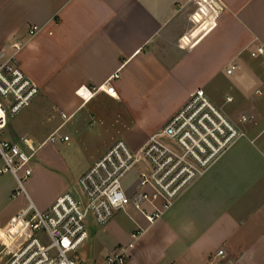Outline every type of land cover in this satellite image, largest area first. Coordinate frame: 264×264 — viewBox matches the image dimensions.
Returning a JSON list of instances; mask_svg holds the SVG:
<instances>
[{"label":"crops","instance_id":"0c3cea01","mask_svg":"<svg viewBox=\"0 0 264 264\" xmlns=\"http://www.w3.org/2000/svg\"><path fill=\"white\" fill-rule=\"evenodd\" d=\"M206 2L196 23V0H0V56L21 44L19 63L40 86L4 135L35 140L39 160L28 193L42 210L78 189L81 175L117 140L140 148L197 89L239 110V118L227 116L244 134L153 221L130 206L93 232L100 224L90 217L80 252L87 263L125 248V264H209L225 248L233 264H264V58L251 54L264 44V0H215L216 15ZM33 25L42 28L30 36ZM81 87L93 95L83 97ZM243 114L254 118L240 127ZM56 131L69 139L53 142L77 140L73 148L82 152L81 140H102L92 142L95 151L76 180L54 171L67 168L58 149H43ZM118 132L124 137L109 142ZM140 168L124 179L130 192L139 186ZM17 187L11 172H1L0 229L29 204L27 195H13ZM94 243L102 255L88 260L82 249Z\"/></svg>","mask_w":264,"mask_h":264},{"label":"built area","instance_id":"2783aa9c","mask_svg":"<svg viewBox=\"0 0 264 264\" xmlns=\"http://www.w3.org/2000/svg\"><path fill=\"white\" fill-rule=\"evenodd\" d=\"M203 1H209L206 3L216 15L215 0ZM196 2L198 7L192 17L198 23L197 15L199 10L204 12V6L202 0ZM41 28L33 25L30 36ZM13 48L8 56H0V159L4 163L0 174L8 171L16 177L18 187L13 195L24 193L29 204L0 229V264H125V248L95 263L81 258L80 250L90 236V217L105 224L117 211L133 206L153 221L220 152L244 134L206 91L199 88L140 148L133 149L124 139L117 140L81 175L78 191L64 193L47 210H42L31 200L19 174L20 169L25 176L33 173L30 161L37 151L35 140L25 136L13 140L4 135L10 116L28 107L40 92V86L19 63L21 44L15 43ZM251 54L264 58V44L258 45ZM235 68L236 65H231L228 73ZM106 89L112 91L113 87L109 83ZM77 92L87 98L93 95L91 89L83 87ZM63 116L69 118L67 113ZM252 118L253 115L243 114L241 121L249 122ZM59 139L68 140L69 136H60L57 131L50 136L51 141ZM137 166L141 167L139 186L130 192L124 179ZM158 200L163 201L162 208ZM145 203L152 206V212H148ZM209 264L233 263L227 258L225 248H219L210 257Z\"/></svg>","mask_w":264,"mask_h":264},{"label":"rangeland","instance_id":"374dc122","mask_svg":"<svg viewBox=\"0 0 264 264\" xmlns=\"http://www.w3.org/2000/svg\"><path fill=\"white\" fill-rule=\"evenodd\" d=\"M197 9V8H196ZM230 93H233L232 91H228ZM227 93V91H226ZM226 95V94H225ZM223 97V96H222ZM220 103V104H218ZM216 102L217 106H219V108L228 116H231L232 118H239V110L235 108V102H231V103H228V104H224L222 102V100L220 102ZM222 106V107H221ZM27 108V107H26ZM26 109H23L22 111H20L19 113L17 114H13L11 115L10 117L12 118V120H14V118H17L20 116V114H23L25 112ZM22 116V115H21ZM238 120V124L240 127L244 126V124H248V122H243V121H240V119H237ZM157 123V120L155 119L154 121V124ZM40 124V123H39ZM113 131L115 132V128H112ZM42 133V131H39L38 132V135H40ZM122 134H120L119 132L118 133H110L109 134V142L112 141L113 139H115L116 136H121ZM124 137V136H121V138ZM119 138V137H118ZM116 138V139H118ZM127 138V137H125ZM38 142H40L41 140H37ZM77 140H74L72 139V141H65V142H51V143H45V147L43 148L44 150H47L48 148L50 147H53L54 149H58L60 154L64 157L65 161H66V166L65 168L66 169H54V171H56L58 174H62L65 178H68V179H75L76 180V177L79 175V173L81 172V170L83 169V167L85 166L87 160L91 157V153H93L95 151V149H92L91 145L93 144H100V142H102V140H88V139H83L81 140V147L80 148H86V151H81L79 150V147H74L73 148V144L74 142H76ZM92 142H94L92 144ZM41 148V146L39 147ZM88 153V154H86ZM37 151L35 153V155L32 157L31 161H30V164L31 166L33 167L34 165V161L35 160H39V156L37 157ZM38 158V159H37ZM42 165H45L46 168H49V166L45 163H42ZM34 173H36V171L33 170V173L32 175L30 176H25L24 172H23V169H20L19 170V174L21 176V178L23 179V182L26 186V189L27 191L29 192L30 189H29V180L30 178L34 175ZM76 191H78V189L75 188ZM24 194V193H22ZM47 194V193H46ZM97 224V223H96ZM101 225L103 224H100V225H94L92 226V231L93 229L96 230V229H99L101 227ZM94 232V231H93ZM88 248L85 247L84 249H82L83 251V255L84 257H86L88 260L91 259V258H94V257H98V256H101L102 254H99L100 252V248L99 247H95V243L93 245V247L89 250V252H87ZM81 252V250H80ZM84 259V258H83ZM100 259V258H99ZM85 260V259H84ZM87 261V260H86ZM99 261V260H98ZM96 261V262H98Z\"/></svg>","mask_w":264,"mask_h":264},{"label":"snow or ice","instance_id":"6c2138e0","mask_svg":"<svg viewBox=\"0 0 264 264\" xmlns=\"http://www.w3.org/2000/svg\"><path fill=\"white\" fill-rule=\"evenodd\" d=\"M83 91V90H82ZM0 126H2V125H0ZM67 243V242H66Z\"/></svg>","mask_w":264,"mask_h":264}]
</instances>
